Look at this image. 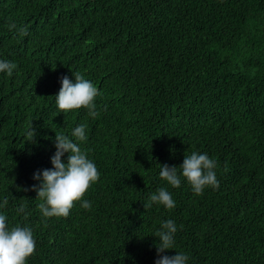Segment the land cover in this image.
Listing matches in <instances>:
<instances>
[{"label": "trees", "instance_id": "trees-1", "mask_svg": "<svg viewBox=\"0 0 264 264\" xmlns=\"http://www.w3.org/2000/svg\"><path fill=\"white\" fill-rule=\"evenodd\" d=\"M0 58L17 64L0 73V211L33 229L27 264H155L166 219L179 230L164 254L264 264V0H0ZM74 72L99 90L96 118L55 104ZM82 123L92 207L44 218L34 174L53 167L56 133ZM193 151L217 161L218 187L199 195L158 175ZM160 187L175 208L146 209Z\"/></svg>", "mask_w": 264, "mask_h": 264}, {"label": "clouds", "instance_id": "clouds-1", "mask_svg": "<svg viewBox=\"0 0 264 264\" xmlns=\"http://www.w3.org/2000/svg\"><path fill=\"white\" fill-rule=\"evenodd\" d=\"M9 30H16L21 36H27V26L18 27L9 24ZM17 64L0 58V73L8 76L14 74ZM75 79L65 75L61 78V88L55 96V104L61 112L84 108L90 117L99 115L96 97L99 90L90 79L80 72H74ZM86 124H78L70 135L64 132L56 133L54 138L55 153L51 157L52 168L37 171L34 179L40 181L39 186L33 185L40 199L38 208L44 218L67 217L76 201L84 209H91L92 202L82 199L86 191L99 179V171L86 148L81 146L88 139ZM35 129L27 133L32 136ZM67 153L66 162L62 159ZM159 177L172 187H180L182 180H186L195 194H203L206 187H218L216 167L217 161L206 152L193 151L184 156L179 166L159 164ZM9 203L7 197L0 199V209ZM155 204L171 210L176 206V200L167 187H160L151 193L144 202L145 208ZM25 205L17 208V213H25ZM8 216L0 211V264H27L28 258L36 250V239L33 229L28 225L16 224L10 226ZM182 227V225L180 226ZM175 220L161 221L155 232L158 238L157 259L155 264H188L189 255L183 251H176L175 255L164 254L166 250L175 249V236L178 232Z\"/></svg>", "mask_w": 264, "mask_h": 264}]
</instances>
